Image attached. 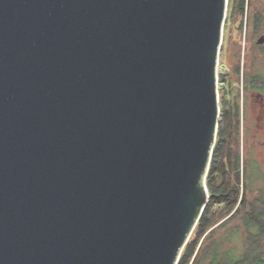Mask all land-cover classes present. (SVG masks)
Returning a JSON list of instances; mask_svg holds the SVG:
<instances>
[{"label": "water", "instance_id": "obj_1", "mask_svg": "<svg viewBox=\"0 0 264 264\" xmlns=\"http://www.w3.org/2000/svg\"><path fill=\"white\" fill-rule=\"evenodd\" d=\"M229 1L0 0V264L179 263Z\"/></svg>", "mask_w": 264, "mask_h": 264}, {"label": "flooded vegetation", "instance_id": "obj_2", "mask_svg": "<svg viewBox=\"0 0 264 264\" xmlns=\"http://www.w3.org/2000/svg\"><path fill=\"white\" fill-rule=\"evenodd\" d=\"M229 6L219 61L217 144L222 169L236 171L232 163L239 153L243 168L261 176L253 185L250 247L264 251V0H230Z\"/></svg>", "mask_w": 264, "mask_h": 264}, {"label": "trees", "instance_id": "obj_3", "mask_svg": "<svg viewBox=\"0 0 264 264\" xmlns=\"http://www.w3.org/2000/svg\"><path fill=\"white\" fill-rule=\"evenodd\" d=\"M220 149L218 144L214 148L212 162L206 182L209 185L210 199L209 203L215 197H218L223 203L220 208L219 218H209L207 215L208 204L196 226L188 244L184 248L178 264H203L205 258L206 264H257L264 263L262 255L264 251L260 248L250 247V230H251V210L246 211L245 202L240 201L242 195V175L246 174L245 166L241 165V155L237 154L236 171L231 169H222L220 161ZM230 162L232 159L229 157ZM245 164V163H244ZM215 170L221 172L220 181L213 178ZM255 204V203H254ZM254 205H251V208ZM231 215V216H230ZM229 217L225 222L215 227V224L224 218ZM214 219V220H213ZM215 227V228H214ZM226 229V232L216 238L220 230ZM207 235L210 242L203 241L202 238ZM241 240V248L232 249L234 241ZM240 242V241H238ZM222 250H224L222 252ZM196 254V255H195Z\"/></svg>", "mask_w": 264, "mask_h": 264}, {"label": "rangeland", "instance_id": "obj_4", "mask_svg": "<svg viewBox=\"0 0 264 264\" xmlns=\"http://www.w3.org/2000/svg\"><path fill=\"white\" fill-rule=\"evenodd\" d=\"M238 18L240 19V16H238ZM234 29L236 30V28H234ZM239 37H242V35L237 34V36H235L236 39H239ZM229 48H230V50L236 52V50L234 48V45H231ZM220 67H221V65H220ZM228 68H229V65H227V70H228ZM220 176H221V172L219 170H215L214 173H213L214 180H216L217 182L220 181V179H221ZM256 178L261 179V176L259 175L258 172H255V171H251V172L250 171H247L245 175L244 174L242 175V186H241V188H242V195L240 197V201L241 202L242 201L245 202V204H246V206H245L246 211H250L251 210V205L254 202V188H253V185H254L255 188H257V186H258L257 185V181L258 180L255 182ZM206 184H208V183L206 182ZM260 185H261L260 187H263L264 186V182L263 183H260ZM207 187L209 188V185ZM209 194L211 195L210 190H209ZM208 205H209L208 206V210H207L208 217L209 218H214V219L215 218H219V216H220V208L223 205V203L221 202V200L218 197H215L213 199V201L211 203H209ZM228 218L229 217L224 218L223 220H221L218 223H216L215 224V227H217L218 225H220L223 222H225ZM225 232H226V229L220 230L216 234V238H219ZM204 240L205 241L207 240L206 244L211 241L210 238H208L207 235H205L202 238V240L200 242V245L203 243ZM238 241H240V242H238ZM233 244H234V247H231L232 249L241 248L243 246L242 245L243 243H241V240H239V239H236ZM223 251L224 250H222V252ZM206 257H207V255H205V258ZM205 258L203 260V264H206L207 263V260ZM262 259L264 260V254L262 255Z\"/></svg>", "mask_w": 264, "mask_h": 264}, {"label": "clouds", "instance_id": "obj_5", "mask_svg": "<svg viewBox=\"0 0 264 264\" xmlns=\"http://www.w3.org/2000/svg\"><path fill=\"white\" fill-rule=\"evenodd\" d=\"M217 143V142H216ZM210 195V194H209Z\"/></svg>", "mask_w": 264, "mask_h": 264}]
</instances>
